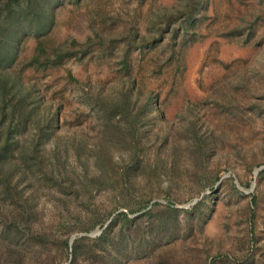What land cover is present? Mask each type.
I'll use <instances>...</instances> for the list:
<instances>
[{
    "label": "rangeland",
    "instance_id": "obj_1",
    "mask_svg": "<svg viewBox=\"0 0 264 264\" xmlns=\"http://www.w3.org/2000/svg\"><path fill=\"white\" fill-rule=\"evenodd\" d=\"M46 3L10 71L57 115L43 149L69 147L92 201L66 216L34 171L37 233L0 243V264H264V0Z\"/></svg>",
    "mask_w": 264,
    "mask_h": 264
},
{
    "label": "trees",
    "instance_id": "obj_2",
    "mask_svg": "<svg viewBox=\"0 0 264 264\" xmlns=\"http://www.w3.org/2000/svg\"><path fill=\"white\" fill-rule=\"evenodd\" d=\"M0 7V243L7 249L17 245L24 233H37L36 221L40 214L36 211V199L42 192V185L32 178L36 172L43 175L42 183L48 181L60 188L63 199L60 209L66 216L76 214L80 217L83 211L88 210L92 191L88 189L85 175L68 167L69 147L61 146L56 139L52 155L46 154L43 146L53 138L57 115L44 118L36 114L32 108L34 98L30 89L10 71L18 56L22 32L30 31L39 38L50 29L52 19L46 0H0ZM127 88L121 89L116 99L108 100L114 112L131 106L134 95L131 85ZM31 123L37 132L25 137L23 132ZM108 179L106 174L101 173L93 181L97 185ZM122 183L127 185L126 175ZM26 190L28 193L24 197ZM95 213L91 219L99 222L100 215ZM118 215L126 219V215ZM105 238L107 233L101 239ZM73 253L75 260L79 255L77 244Z\"/></svg>",
    "mask_w": 264,
    "mask_h": 264
}]
</instances>
